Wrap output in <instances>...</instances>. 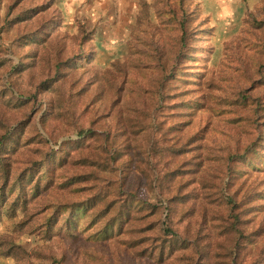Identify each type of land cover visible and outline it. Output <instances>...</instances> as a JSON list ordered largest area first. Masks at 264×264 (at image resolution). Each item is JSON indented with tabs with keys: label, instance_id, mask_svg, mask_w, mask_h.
Listing matches in <instances>:
<instances>
[{
	"label": "rangeland",
	"instance_id": "374dc122",
	"mask_svg": "<svg viewBox=\"0 0 264 264\" xmlns=\"http://www.w3.org/2000/svg\"><path fill=\"white\" fill-rule=\"evenodd\" d=\"M0 264H264V0H0Z\"/></svg>",
	"mask_w": 264,
	"mask_h": 264
},
{
	"label": "crops",
	"instance_id": "0c3cea01",
	"mask_svg": "<svg viewBox=\"0 0 264 264\" xmlns=\"http://www.w3.org/2000/svg\"><path fill=\"white\" fill-rule=\"evenodd\" d=\"M81 1V0H80ZM84 19H86V16H84Z\"/></svg>",
	"mask_w": 264,
	"mask_h": 264
}]
</instances>
